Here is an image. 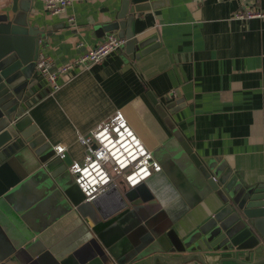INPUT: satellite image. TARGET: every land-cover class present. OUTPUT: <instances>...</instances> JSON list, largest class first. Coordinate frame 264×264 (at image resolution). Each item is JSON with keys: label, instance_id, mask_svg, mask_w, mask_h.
Returning a JSON list of instances; mask_svg holds the SVG:
<instances>
[{"label": "crops", "instance_id": "crops-1", "mask_svg": "<svg viewBox=\"0 0 264 264\" xmlns=\"http://www.w3.org/2000/svg\"><path fill=\"white\" fill-rule=\"evenodd\" d=\"M13 1L0 0V15L9 20ZM131 6L133 36H122L127 28L117 34L127 40L122 49L59 78L58 90L26 109L38 132L0 162V264H132L171 233L186 240L220 206L199 166L219 185L222 179V188L236 179L264 189V18L237 19L239 3L229 0ZM18 7L45 29L40 53L59 68L106 37L96 26L116 19L121 3L89 0L55 16L45 0H18ZM257 7L264 11V0ZM33 77H41L36 69ZM117 111L159 152L162 171L148 185L156 203L125 199L123 207L113 188L122 196L128 189L116 179L98 199L100 213L69 168L86 156L79 137ZM56 145L66 147L63 160Z\"/></svg>", "mask_w": 264, "mask_h": 264}, {"label": "water", "instance_id": "water-1", "mask_svg": "<svg viewBox=\"0 0 264 264\" xmlns=\"http://www.w3.org/2000/svg\"><path fill=\"white\" fill-rule=\"evenodd\" d=\"M111 1L114 5L118 0ZM120 3L116 19L109 17L110 21L96 26L99 37L117 35L127 28L122 36L128 40L132 38L129 26L136 8L131 6V0H120ZM10 8L15 15L13 19L0 15V162L11 159L32 143L38 129L29 123L26 109L51 91L43 77H33V63L40 54L45 29L30 24L28 10L19 8L18 0H14ZM183 147L188 154L191 153L186 143ZM62 168L66 166L56 170ZM199 171L210 181L211 173L206 167L199 166ZM53 176L56 178L57 174ZM219 181L218 188L210 189L216 192L220 206L188 239L182 241L171 233L168 241L158 239L132 264H188L195 260L200 264H264L261 243L264 234L263 187L234 179L222 188L223 180ZM113 189L119 194L123 207L125 199L132 205L156 203L146 182L127 190L124 196L116 186ZM93 203L101 213L98 199Z\"/></svg>", "mask_w": 264, "mask_h": 264}, {"label": "built area", "instance_id": "built-area-1", "mask_svg": "<svg viewBox=\"0 0 264 264\" xmlns=\"http://www.w3.org/2000/svg\"><path fill=\"white\" fill-rule=\"evenodd\" d=\"M89 0H45V10L50 15H61L74 3ZM202 3L205 0H194ZM223 2L225 0H217ZM239 3L235 17L241 21L264 18L258 9L261 0H229ZM127 40L116 34L106 36L95 48L89 49L73 63L56 68L51 58L39 54L35 69L52 91L58 90V79L69 76L76 68H87L101 64L110 54L122 49ZM79 142L87 148L82 162L75 161L69 168L75 183L89 203L107 193L116 179H121L128 190L147 182L155 173L162 171L159 162L153 159L138 138L121 111H117L107 122L89 136H80ZM55 154L63 160L66 147L56 145Z\"/></svg>", "mask_w": 264, "mask_h": 264}, {"label": "rangeland", "instance_id": "rangeland-1", "mask_svg": "<svg viewBox=\"0 0 264 264\" xmlns=\"http://www.w3.org/2000/svg\"><path fill=\"white\" fill-rule=\"evenodd\" d=\"M35 63H36V62L33 63V69H35ZM123 114H124V113H123ZM124 116H125V118L127 119L129 126L132 128V130L135 132V134L138 136V138L143 142V144H144V146L147 148V150H149V151L152 153L153 159L160 163L161 156H160L159 152H157V151L151 149V147L148 146V144H147L148 141L144 138V136L142 135V133L136 128V126H135L131 121L128 120V118H127V116H126L125 114H124ZM172 156H173L172 154L169 155L170 159L172 158ZM160 165H161V163H160ZM155 175H156V173L153 175V177H154ZM153 177L150 178V179L146 182L148 185H150V184L152 183V181H153V180H152ZM208 183H209V185H208L209 188H211V187L218 188V187H217V186H218V183L214 180V176H212V177L210 178V182H208ZM77 187H78V186H77ZM78 190L81 191V190L79 189V187H78ZM78 193H79V192H78ZM82 194H83V193H82ZM83 196H84V194H83ZM84 198H85V196H84Z\"/></svg>", "mask_w": 264, "mask_h": 264}]
</instances>
